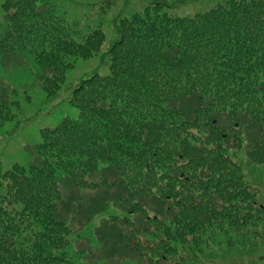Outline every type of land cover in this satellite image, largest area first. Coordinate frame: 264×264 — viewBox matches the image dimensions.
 Returning <instances> with one entry per match:
<instances>
[{"label": "trees", "instance_id": "16d2710c", "mask_svg": "<svg viewBox=\"0 0 264 264\" xmlns=\"http://www.w3.org/2000/svg\"><path fill=\"white\" fill-rule=\"evenodd\" d=\"M2 4L0 53L34 54L47 89L63 81L68 56L104 42L99 30L76 41L52 0ZM181 4L147 0L115 21L109 72L74 89L79 118L41 130L28 167L0 170V264H101L91 247L76 261L65 252L67 223L81 231L111 204L126 216L103 220L99 247L140 264H167L216 225L264 227L246 182L264 171V0H222L192 16L174 13ZM9 103L0 101V130Z\"/></svg>", "mask_w": 264, "mask_h": 264}, {"label": "rangeland", "instance_id": "374dc122", "mask_svg": "<svg viewBox=\"0 0 264 264\" xmlns=\"http://www.w3.org/2000/svg\"><path fill=\"white\" fill-rule=\"evenodd\" d=\"M191 1V2H190ZM166 0L168 3L182 4L174 11L179 16H192L198 12L209 10L222 0ZM3 0H0V34L4 32L7 21L2 11ZM56 6V13L65 20L70 31L73 32L76 41L90 37L93 31L104 33V42L99 48L94 46V51L88 56H68L67 64L62 65L67 70L61 83L54 84V89L48 88L44 79V71L38 65L34 54L30 52L0 53V94L7 98L0 101L9 102L7 109L13 119L4 121L0 130V170L2 172L11 169L15 165L28 167L33 159L32 148L41 142V130L55 128L66 119H78L79 109L71 103L74 89L77 88L83 78H88L94 73L104 75L109 72L110 59L106 54L111 43L118 38L115 33V21L128 17L136 11H142L147 0H52ZM238 159L247 162V156L243 152ZM246 171L250 168H245ZM253 185L251 195L255 208L258 206L264 210V171L262 168L253 173L252 178L246 181ZM260 187V188H258ZM248 202L253 199H247ZM240 201H243L240 199ZM232 204L223 202L219 207L225 206L228 214L234 210ZM78 208V207H77ZM81 211V210H80ZM114 216L121 218L126 216L119 212L111 204L105 212L93 218L84 229L75 230L72 223H67L70 228L71 243L65 247V252L73 260H81L78 250L85 248L95 251L93 257L101 255L106 258L101 264H140L133 262L129 256L131 252L107 251L103 246L99 247L96 230L103 220H111ZM75 217L73 222L75 223ZM239 230L250 232L249 240H257V246H248L242 241ZM252 230L264 232L262 223L256 226L237 228L231 224L216 225L210 227L202 237V241L194 238L180 243L177 255H172V260L167 264H264V238H257ZM78 232V233H77ZM197 242V244H196ZM232 245V246H231ZM245 246V247H244ZM102 248L100 254L97 249ZM151 253V252H148ZM195 253L198 259L193 263ZM146 254V252L142 253ZM179 257V258H178Z\"/></svg>", "mask_w": 264, "mask_h": 264}]
</instances>
